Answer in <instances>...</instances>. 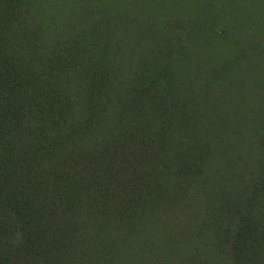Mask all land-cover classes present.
Segmentation results:
<instances>
[{"label":"trees","instance_id":"trees-1","mask_svg":"<svg viewBox=\"0 0 264 264\" xmlns=\"http://www.w3.org/2000/svg\"><path fill=\"white\" fill-rule=\"evenodd\" d=\"M0 264H264V0H0Z\"/></svg>","mask_w":264,"mask_h":264}]
</instances>
